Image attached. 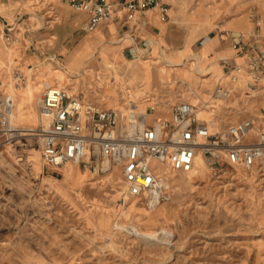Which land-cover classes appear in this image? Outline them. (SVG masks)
Listing matches in <instances>:
<instances>
[{"label":"rangeland","instance_id":"1","mask_svg":"<svg viewBox=\"0 0 264 264\" xmlns=\"http://www.w3.org/2000/svg\"><path fill=\"white\" fill-rule=\"evenodd\" d=\"M168 1L171 17L163 23L182 31L177 38L226 34L229 21L244 17L238 28L247 34L260 20L252 37L264 49V0ZM86 22L87 15L65 0H0V78L7 90L15 91V109L23 103L22 115L13 116L15 127L36 125L37 97L57 83L107 106L119 104L130 89L138 109L152 105L164 110L154 111L160 115H168L181 97L212 99L210 92L223 71L206 59H148L152 81L147 85L141 68L145 59H88L83 74L74 75L66 49L90 37L93 31L85 28ZM111 37L116 39L115 33ZM25 52L36 60L26 64ZM54 55L61 57L59 62ZM200 66L205 71L197 73ZM36 82L40 89L32 94ZM214 104L215 128L260 113L264 85L253 96L243 90L230 97L214 95ZM209 115L200 110V116ZM0 150V264H264L261 161L248 170L216 173L206 165L204 172H175L170 198L159 203L154 212L161 213L151 220L144 200L139 199L138 208L130 207L135 198L126 196L122 167L115 163L107 170L104 158L92 169L69 163L79 171L69 176L68 166L54 169L44 162L36 134L19 135ZM182 175L193 181L183 183ZM134 224L154 235L131 232L127 226Z\"/></svg>","mask_w":264,"mask_h":264},{"label":"built area","instance_id":"2","mask_svg":"<svg viewBox=\"0 0 264 264\" xmlns=\"http://www.w3.org/2000/svg\"><path fill=\"white\" fill-rule=\"evenodd\" d=\"M65 1L87 15L88 31L119 19L128 24L131 33L127 37H134L139 28L136 20L145 11L155 9L162 20L171 17L168 0ZM260 26L257 20L249 34H230L232 48L243 59L222 60L223 73L210 92L212 99L202 97L193 102L181 97L168 115L155 114L152 105L138 109L130 89L119 104L107 106L106 102L86 101L59 85L46 87L38 106L47 122L40 121L30 130L41 140L44 162L54 169L68 162L92 169L98 159H108L122 167L125 194L144 200L148 207L170 198L172 172L191 171L198 155L212 172L250 169L264 156V107L260 113L215 128L214 95L230 97L243 90L253 96L259 92L264 79V49L257 48L253 37ZM54 58L59 62V57ZM16 79L19 84L22 75ZM13 97L0 78V149L20 135L12 122ZM199 109L210 115L200 116Z\"/></svg>","mask_w":264,"mask_h":264},{"label":"crops","instance_id":"3","mask_svg":"<svg viewBox=\"0 0 264 264\" xmlns=\"http://www.w3.org/2000/svg\"><path fill=\"white\" fill-rule=\"evenodd\" d=\"M164 21L155 9L140 14L136 20L139 28L134 37H130V42H126L131 33L127 28L128 24H123L119 19L105 23L92 32L88 41L85 39L72 49H66V59L70 55L69 59H72L75 54H81V59H145L141 68L142 79L147 85L152 81V74L147 66L148 59H206L208 64L214 63V67L223 69V59L233 61L241 58L232 48L229 36L242 29L238 27L245 24L244 17L242 21H229L226 34L208 32L200 34L195 40L177 38L182 36V31L168 29ZM133 24L134 21L130 26ZM172 32L176 35L172 36ZM113 33L116 39H111ZM176 48L178 50L172 51ZM22 58L29 64L36 60V55L25 52Z\"/></svg>","mask_w":264,"mask_h":264},{"label":"bare ground","instance_id":"4","mask_svg":"<svg viewBox=\"0 0 264 264\" xmlns=\"http://www.w3.org/2000/svg\"><path fill=\"white\" fill-rule=\"evenodd\" d=\"M264 21V20H263ZM263 24V23H262ZM89 39H86V41H88ZM0 51H2V50H4V47H3V45L1 44L0 45ZM78 53V52H77ZM86 60H88V59H81V54H75L74 55V57L68 62L70 65V67H73V68H75L76 70H77V72L76 73H74V75H82L83 74V71H84V69H87L86 68V66H83L84 65V62H86ZM241 59H239V61H240ZM111 61V60H110ZM82 66H83V68H82ZM152 66V65H151ZM197 67V66H196ZM197 71H205V68L203 67V66H200V67H198L197 68ZM75 72V71H74ZM205 79H207V78H205ZM264 81V80H263ZM19 86L20 85H22V84H18ZM54 85V84H53ZM57 85H60L59 83H57ZM262 85H264V84H262ZM19 86H17L16 88H19ZM33 87L32 88H30L31 89V93L32 94H38V92H39V89H40V84H39V82H36L34 85H32ZM49 86H51V85H49ZM48 87V86H47ZM45 89V88H44ZM44 89L40 92V94L44 91ZM14 92L15 91H12V93H13V98H14V107H13V116H14V118H15V116H17V115H22V111H23V103H19L18 104V107H16V109H15V105H16V101H15V94H14ZM40 94H39V96H40ZM39 96L37 97V106L39 105ZM143 105V104H142ZM214 106H215V104H214ZM157 108V107H156ZM159 109V108H158ZM156 109V110H154L155 111V113L157 112V113H159L160 111H164V110H162V109ZM215 109V108H214ZM200 110L203 112H208V111H206L205 109H199L198 110V112H199V115H200ZM37 113H38V119H37V123H36V125L35 126H33V127H30V128H18V127H15V125H14V127L16 128V129H18L19 130V132H20V135H23V134H36V133H34V132H31L30 130H32V129H36L37 128V124H38V121L40 120V121H42L43 123L44 122H47V119L45 118V116L44 115H41L39 112H38V110H37ZM41 116V117H40ZM42 118V119H41ZM12 119H13V117H12ZM13 122V121H12ZM2 157H3V153H2V151L0 150V158L2 159ZM259 161H261L262 163H264V156H262L260 159H259ZM258 161V162H259ZM69 163H71V162H68L67 164H65L64 166H68L69 165ZM103 169L104 170H107L108 168H109V165L111 164V162L108 160V159H105L104 161H103ZM75 164H77L78 166H79V164L78 163H75ZM116 166H119V165H117V164H115ZM256 165V164H255ZM253 168H254V166H252ZM239 167H237L236 169H238ZM67 170V173H68V175L70 176V175H73V174H78V169L77 168H73V169H71V167L70 166H68V168H66ZM205 169H206V162H205V159L203 158V156L202 155H198L197 156V158H196V165L194 166V168L191 170V171H189V172H185V173H190L191 174V172H193V171H202V172H204L205 171ZM240 169V168H239ZM244 170H248L247 168H243ZM250 169H252V168H250ZM178 172H182V171H178ZM189 174V175H190ZM172 175H173V178H171V185H172V183H175L176 181H177V178H176V174H175V172H172ZM181 179H182V182L183 183H189V182H192L193 181V177L192 176H189V178H185L183 175H182V177H180ZM127 196V195H126ZM129 197V196H128ZM135 198V200H133V202L130 204V207L131 208H133V209H135V208H138V204H139V199L140 198H138V197H134ZM144 202V201H143ZM159 204H157V205H155V206H153V207H149V208H151V210L150 211H153V214H152V212H150V211H148L147 213H146V215L148 216V218L149 219H153L154 217H156L157 215H159L160 213H161V211H159V212H154V209L158 206ZM128 227V229H130L131 230V232H133L134 233V231H136L137 232V234H141L142 236H144L145 238H149V237H152L154 234H152L151 232H147V231H144V230H142V229H140L137 225H129V226H127Z\"/></svg>","mask_w":264,"mask_h":264}]
</instances>
